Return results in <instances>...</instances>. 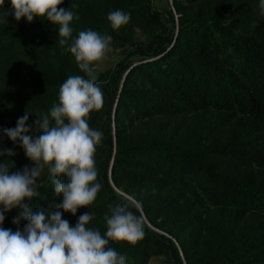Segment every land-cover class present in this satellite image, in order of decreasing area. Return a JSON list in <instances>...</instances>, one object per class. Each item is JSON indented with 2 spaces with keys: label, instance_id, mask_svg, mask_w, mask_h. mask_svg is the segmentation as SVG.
Instances as JSON below:
<instances>
[{
  "label": "trees",
  "instance_id": "obj_1",
  "mask_svg": "<svg viewBox=\"0 0 264 264\" xmlns=\"http://www.w3.org/2000/svg\"><path fill=\"white\" fill-rule=\"evenodd\" d=\"M152 1L64 0L58 6H77L70 8L73 38L91 29L111 35V45H129L98 84L103 107L88 117L89 126L103 133L94 156L102 187L92 205L75 216L62 212V218L74 227L80 215L91 212L87 227L104 235L109 205L131 200L115 187L162 231L144 222V236L135 245L109 241L126 264H148L164 251L169 264H264L261 0H172L166 11ZM116 9L150 26L154 12L162 24L149 42L135 43L125 30L122 35L110 28L107 17ZM10 10L5 0L0 5V148L15 152L22 149L19 141L3 134L20 118L13 110L15 95L24 97L27 90L49 99L77 73L62 63L69 51L58 43V25L39 18L16 21ZM34 122L29 119L28 125ZM38 134V127L28 133ZM37 191L38 197L26 200L34 211H54L62 200L47 169L37 178ZM19 214L16 208L5 213L0 227L23 231L25 219L13 223Z\"/></svg>",
  "mask_w": 264,
  "mask_h": 264
},
{
  "label": "clouds",
  "instance_id": "obj_2",
  "mask_svg": "<svg viewBox=\"0 0 264 264\" xmlns=\"http://www.w3.org/2000/svg\"><path fill=\"white\" fill-rule=\"evenodd\" d=\"M5 0H0L3 5ZM64 0H10L11 13L16 21L26 18L47 20L58 25L59 45H67L81 71L70 75L59 88V102L53 104L50 113L28 125V112L18 118L16 127L3 129L11 141H19L32 167L10 172L6 163L0 162V225L5 213L20 209L19 217L27 221L23 231L0 227V264H126V257L109 247V241L135 245L144 236V217L131 209H139L134 200L109 205L105 214L106 232L87 227L93 219L91 212L78 217L73 227L62 218V212L76 215L81 207L92 205L101 189L97 183L95 152L101 144L103 133L89 126L88 117L93 110L103 107L104 99L96 77L92 74L95 64L102 61L110 50L113 37L94 30L80 31L73 38L70 23L76 8H59ZM264 12V0L260 4ZM9 13V12H8ZM78 19V16H75ZM130 13L115 10L108 14L113 30L130 21ZM71 41V42H70ZM39 128L35 138L28 135ZM12 149L0 148V157H12ZM48 171L55 194L62 197L54 211L43 208L33 210L24 203L39 196L37 178Z\"/></svg>",
  "mask_w": 264,
  "mask_h": 264
},
{
  "label": "rangeland",
  "instance_id": "obj_3",
  "mask_svg": "<svg viewBox=\"0 0 264 264\" xmlns=\"http://www.w3.org/2000/svg\"><path fill=\"white\" fill-rule=\"evenodd\" d=\"M152 3L154 6H156L158 9L166 11L168 7L171 6L172 0H153ZM130 9V7H129ZM119 10V9H116ZM115 10H110V12ZM125 12V10H123ZM130 13L131 12H127ZM151 20L153 24L150 26L148 23L140 22L134 18H130V21L127 25L122 26L118 30H114L116 33H120L122 35L125 34V31L129 35V41H133L135 43H147L152 39L153 33L157 28L162 24L160 17L158 18L156 13H152ZM111 28V24H110ZM113 30V29H112ZM125 30V31H124ZM129 48V45H111L110 50L107 52L105 58L102 61H99L95 64V66L92 69V74L96 77L97 84L103 83L107 80L108 75L112 71L113 67L122 59L123 55ZM68 64L72 69L77 73V75L84 76L86 79L88 78L87 75L81 71L77 65V62L75 61V58L73 55L69 52L68 54L63 55V62ZM136 63H133L132 65H135ZM31 91L25 92L24 97H20V93L18 95H15V101L13 103V110L14 113L17 114V116L22 117L25 115L26 112H28V120L36 121L38 117H42L44 115H47L50 113V109L53 104H57L59 102V92H54V96L50 97L49 99H44L42 97L34 96L30 93ZM22 100H19L21 99ZM99 117L103 119L102 115L99 114ZM100 119V120H101ZM91 128H95L91 127ZM8 163V164H7ZM6 164L9 167L10 172H17L22 171V169L25 166L32 167L33 162L26 158L24 150L18 149L15 151V155L10 158V162H7ZM97 165V161L95 160V166ZM41 178L39 179L40 182ZM115 189V188H114ZM116 192L119 194L125 195V197H129L132 199V197L126 195L124 192H122L120 189L116 188ZM24 203L27 205V201L25 200ZM146 224L150 226V224L144 220ZM154 229V227L150 226ZM157 232H161L158 229H154ZM167 256L165 254V251L158 255H153L151 259L149 260L148 264H169L167 261Z\"/></svg>",
  "mask_w": 264,
  "mask_h": 264
},
{
  "label": "water",
  "instance_id": "obj_4",
  "mask_svg": "<svg viewBox=\"0 0 264 264\" xmlns=\"http://www.w3.org/2000/svg\"><path fill=\"white\" fill-rule=\"evenodd\" d=\"M110 168H111V167H110ZM108 177H109V181H110L111 185L114 187V185H113V183H112V181H111V172H109ZM114 188H115V187H114ZM115 190H116V188H115ZM122 195H123V194H122ZM124 196H125V195H124ZM128 198H129V197H128ZM129 199H131V198H129ZM131 200H133V199H131ZM139 210H140V212L142 213V211H141L140 208H139ZM142 216L144 217L143 213H142ZM144 220H146L145 217H144Z\"/></svg>",
  "mask_w": 264,
  "mask_h": 264
}]
</instances>
